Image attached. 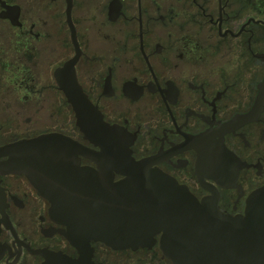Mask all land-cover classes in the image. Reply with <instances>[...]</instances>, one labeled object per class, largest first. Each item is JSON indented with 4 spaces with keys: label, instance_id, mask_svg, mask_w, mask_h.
<instances>
[{
    "label": "flooded vegetation",
    "instance_id": "flooded-vegetation-1",
    "mask_svg": "<svg viewBox=\"0 0 264 264\" xmlns=\"http://www.w3.org/2000/svg\"><path fill=\"white\" fill-rule=\"evenodd\" d=\"M67 7L0 0V147L60 133L101 151L56 80L76 57L82 91L127 132L122 150L243 215L264 187V0H70L69 21ZM51 206L23 172L0 168V264H175L161 233L136 247L71 242Z\"/></svg>",
    "mask_w": 264,
    "mask_h": 264
},
{
    "label": "water",
    "instance_id": "water-1",
    "mask_svg": "<svg viewBox=\"0 0 264 264\" xmlns=\"http://www.w3.org/2000/svg\"><path fill=\"white\" fill-rule=\"evenodd\" d=\"M69 8L70 0L68 21ZM75 60L56 71V80L84 137L101 151L60 133H44L0 147V155L8 156L0 168L29 178L51 201V215L67 225L71 242L136 247L161 233L162 247L175 264H264V187L252 193L243 215L226 214L208 199L200 202L146 159L135 160L119 146L125 129L105 122L82 91ZM79 154L94 159L97 169L80 165ZM203 157L205 171L221 182L225 168H218L215 158L210 165L206 150ZM114 172L122 178L114 180Z\"/></svg>",
    "mask_w": 264,
    "mask_h": 264
}]
</instances>
